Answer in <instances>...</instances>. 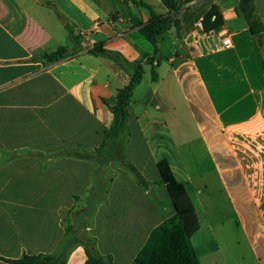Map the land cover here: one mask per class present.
I'll list each match as a JSON object with an SVG mask.
<instances>
[{
  "label": "crops",
  "instance_id": "0c3cea01",
  "mask_svg": "<svg viewBox=\"0 0 264 264\" xmlns=\"http://www.w3.org/2000/svg\"><path fill=\"white\" fill-rule=\"evenodd\" d=\"M142 4L169 14L164 0H0V264L63 246L65 264H86L85 238L132 264L175 213L164 161L198 216L201 264H264V31L250 27H264V0L181 4L178 29L159 38L156 81ZM213 6L223 26L198 29ZM62 47L61 60L43 59ZM138 64L123 153L143 183L116 159L77 157L103 144Z\"/></svg>",
  "mask_w": 264,
  "mask_h": 264
},
{
  "label": "trees",
  "instance_id": "16d2710c",
  "mask_svg": "<svg viewBox=\"0 0 264 264\" xmlns=\"http://www.w3.org/2000/svg\"><path fill=\"white\" fill-rule=\"evenodd\" d=\"M193 0H164L169 9L167 16L157 15L150 6L142 4L150 14L149 22L140 28L141 35L154 47V54L148 58L146 65L152 69V79H158L155 66L159 64L158 54L159 38L166 32L178 29L180 21L177 18L178 9L181 4L190 3ZM242 4H249L252 0H241ZM205 31L219 29L223 26V17L216 6L206 14L204 20ZM254 35L260 36L264 31L261 23H250ZM92 54H104L100 46L90 50ZM67 49L62 47L57 52L45 54L43 59L47 62H56L65 57ZM157 61V63H156ZM144 69L138 64L128 84L119 90L116 104L109 107L114 119L108 128L103 144L96 150L94 155L79 154L78 158L107 163L110 159H116L119 164L129 170L140 183L143 179L133 165L124 159L123 149L129 135L127 120L129 117L128 107L136 86L141 82ZM62 156V155H61ZM162 183L166 186L168 194L173 202L175 213L155 228L148 241L141 249L132 264H201L197 253L191 243V238L199 230V220L194 205L183 184L179 183L167 164L161 162L158 165ZM105 187V185H103ZM103 187V188H104ZM93 189H91V192ZM84 248L87 255L86 264H113L109 258L101 256L94 241L90 238L84 239ZM64 247V246H63ZM61 251L53 256L36 255L24 256L19 260H6L17 264H65V252ZM0 259H2L0 257ZM4 260V259H3Z\"/></svg>",
  "mask_w": 264,
  "mask_h": 264
},
{
  "label": "built area",
  "instance_id": "2783aa9c",
  "mask_svg": "<svg viewBox=\"0 0 264 264\" xmlns=\"http://www.w3.org/2000/svg\"><path fill=\"white\" fill-rule=\"evenodd\" d=\"M197 28L200 29V30H204V27H203V22L200 21L197 25ZM93 33H89L88 31H81V36L85 39H88ZM224 45L226 46H229L231 44V40L229 37H227L225 40H224ZM95 46H93L91 49H93Z\"/></svg>",
  "mask_w": 264,
  "mask_h": 264
},
{
  "label": "rangeland",
  "instance_id": "374dc122",
  "mask_svg": "<svg viewBox=\"0 0 264 264\" xmlns=\"http://www.w3.org/2000/svg\"><path fill=\"white\" fill-rule=\"evenodd\" d=\"M166 38V44H168L169 45V36L167 35V36H165ZM248 264H256L255 262H254V260L251 258V257H249V261H248Z\"/></svg>",
  "mask_w": 264,
  "mask_h": 264
}]
</instances>
